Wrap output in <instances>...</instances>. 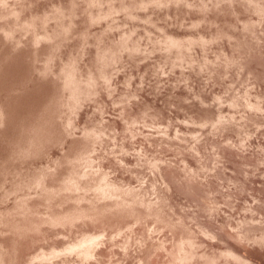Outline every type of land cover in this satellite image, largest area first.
<instances>
[{"label": "clouds", "instance_id": "1", "mask_svg": "<svg viewBox=\"0 0 264 264\" xmlns=\"http://www.w3.org/2000/svg\"><path fill=\"white\" fill-rule=\"evenodd\" d=\"M0 264H264V0H0Z\"/></svg>", "mask_w": 264, "mask_h": 264}]
</instances>
